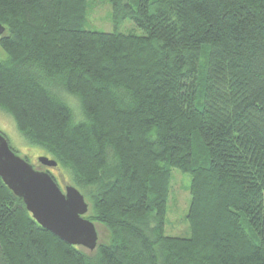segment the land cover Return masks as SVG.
<instances>
[{"label": "trees", "instance_id": "1", "mask_svg": "<svg viewBox=\"0 0 264 264\" xmlns=\"http://www.w3.org/2000/svg\"><path fill=\"white\" fill-rule=\"evenodd\" d=\"M107 1L142 34L86 29L87 0H0V109L97 186L108 229L88 254L0 178V264H264V0ZM174 169L188 237L165 234Z\"/></svg>", "mask_w": 264, "mask_h": 264}, {"label": "water", "instance_id": "2", "mask_svg": "<svg viewBox=\"0 0 264 264\" xmlns=\"http://www.w3.org/2000/svg\"><path fill=\"white\" fill-rule=\"evenodd\" d=\"M5 28L0 23V36ZM38 161L46 167L57 162L47 156ZM0 178L11 192L21 198L26 210L44 229L64 242L88 250L97 246L98 235L94 223L85 217L88 204L79 190L66 185L61 190L47 172L33 167L24 157L18 156L0 132Z\"/></svg>", "mask_w": 264, "mask_h": 264}, {"label": "rangeland", "instance_id": "3", "mask_svg": "<svg viewBox=\"0 0 264 264\" xmlns=\"http://www.w3.org/2000/svg\"><path fill=\"white\" fill-rule=\"evenodd\" d=\"M85 28L92 31L112 32L114 30L120 32H133L142 34V30L137 27L130 19H126L116 26L112 19V6L107 0H87L86 16L84 20ZM68 100L78 113L76 100L69 96ZM0 132L6 137L10 147L20 157L28 159L29 163L35 169L47 171L57 182L62 191L66 185L76 187L83 195L84 200L88 204V212L86 217L91 215V196L97 189V186L79 185L73 179L71 170L67 167L56 166L46 167L38 161L39 156L52 157V155L44 147L31 143L26 137L20 133L16 127L13 118L0 109ZM190 176L177 169L171 174L169 192L166 206L165 234L178 237H188L190 229L186 220V214L190 205L189 193ZM99 241H107L108 229L99 221H93ZM81 247V246H80ZM88 254H93L94 250H88L81 247Z\"/></svg>", "mask_w": 264, "mask_h": 264}]
</instances>
